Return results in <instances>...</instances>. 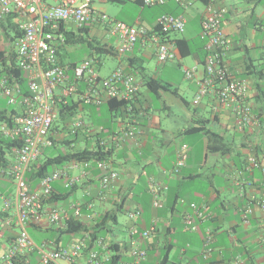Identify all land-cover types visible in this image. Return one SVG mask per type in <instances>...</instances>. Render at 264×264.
<instances>
[{
  "label": "crops",
  "instance_id": "0c3cea01",
  "mask_svg": "<svg viewBox=\"0 0 264 264\" xmlns=\"http://www.w3.org/2000/svg\"><path fill=\"white\" fill-rule=\"evenodd\" d=\"M190 1V5H181L176 0H166L165 3L157 5L167 7L168 11L164 13L184 14L187 18L186 29H190V32L187 37H183L191 41L195 37L200 38V46L203 44L200 33L207 3L202 0ZM95 2L96 0L94 5ZM50 3L54 4L55 1L51 0ZM198 4L204 5L203 9H200ZM220 4L228 8L223 25L231 39L225 60L232 74L248 82L249 102L256 115L255 123L244 129L238 128L234 114L219 103L215 93L207 94L200 103L193 101V106L181 97L186 103V108L182 110L184 121L178 126L169 124L168 119L163 117L170 118L171 105L164 103L161 108H154L151 98L153 92L146 83L150 78H157L171 86L172 84L156 74L149 75L141 65L143 57H156L155 44L150 40L145 43L138 41L131 49L120 52L121 40L118 35L111 33L108 24H89L90 32L99 28L110 36V39L103 43L112 48L110 54L117 60L108 73L102 74V62L99 59V75L108 77L118 67H123L131 74L139 88L134 99L135 111L132 114L124 110L112 112L107 102L99 106L81 102L76 113L81 112L86 118L80 116L74 120L83 122L81 128L71 127L66 119L62 130L52 129V147L62 143L72 148L71 151L101 148L106 154L100 160L109 163L118 171L119 178L105 189L101 183L105 170L96 166L98 158L88 160L91 164L89 168L84 166L85 161L69 162L62 168H65L70 176L80 177L79 182L70 195L62 199L63 194L69 192L65 186L67 178L56 181L54 195L58 200L48 202L46 207L48 210L57 208L65 215L73 216V205L82 203L79 218L90 229L97 230L99 237H103L101 230L108 228L111 222L120 225V232L111 230L113 237L110 240L103 238L108 246L114 245L111 252H114V248L120 250L122 261L132 258L130 250L134 245V237L131 235V228L138 225L142 229L156 224L157 231L142 241V245L148 249L145 264H166L169 261L172 264L202 263L201 250L204 246L205 228H211L215 237L209 258L210 264H264V242L260 239L263 212L255 204V198H264V0H221ZM106 9L99 10L105 12ZM121 12L122 8H119L118 16ZM155 22L152 28L156 27L157 20ZM186 29L181 33L184 34ZM170 37L174 41L179 38L173 36V33ZM4 47L11 46L8 44ZM138 51L144 56L140 57ZM192 55V67L197 66L198 70L186 88L192 90L195 100L199 88L198 80L205 76V68L200 53L195 52ZM59 56L62 59V55ZM182 59L179 51V67L184 65ZM63 63L77 65L81 62ZM163 65L165 67V64ZM171 67L174 68L175 64ZM185 67L188 66H183V72ZM134 69L139 73L136 74ZM72 74L73 71L70 70L69 76ZM61 90L58 88L56 92L59 99H64ZM165 92L169 90H160L157 96L162 98ZM70 99L78 101L79 97H67L65 102ZM163 113L167 115L162 116ZM131 127L141 131L137 140L121 143L114 137L116 133ZM199 127L204 129L193 131ZM208 129L223 137L229 145V152L209 151L206 134ZM179 138H183L184 142H180ZM187 139L191 142L187 143ZM182 144H187V150L183 153L186 164L181 172L176 174L174 166L181 155L179 153ZM52 147L43 150L39 161L58 155L51 154ZM250 156L257 157L261 167L248 168ZM150 177L164 186L160 192L163 202L161 208L153 206ZM5 186L12 188V184L8 182L1 185L2 189L6 188ZM193 202L206 206V218L198 220L199 231L188 229L183 220V214L192 211ZM249 206L254 211L249 216V223H245L244 214ZM137 209L142 210V215L131 218L129 212ZM119 213H125V217L120 219ZM62 229L44 223L37 227V232L57 231L58 235L54 240L58 242L59 238L67 236L68 244L84 237L83 232L63 233ZM3 232L6 237L0 240L3 243L0 245V258L7 264L4 254L14 240V236L10 235L15 231L5 229ZM166 254H169V260L165 259Z\"/></svg>",
  "mask_w": 264,
  "mask_h": 264
},
{
  "label": "built area",
  "instance_id": "2783aa9c",
  "mask_svg": "<svg viewBox=\"0 0 264 264\" xmlns=\"http://www.w3.org/2000/svg\"><path fill=\"white\" fill-rule=\"evenodd\" d=\"M0 0V19L16 15L20 37L16 42L18 64L28 78L29 93L22 94L17 86H12L6 78L0 80V92L8 98L10 104L16 105L17 112L9 124L0 127L5 137L21 139V145L13 149V154H0V186L11 183L12 188L0 189V240L6 237L5 229L18 230L11 233L14 240L4 254L7 264L14 258H24L25 264H108L112 260V249L105 243V238L99 237L92 246L87 241L91 232H85L84 237L67 245H59L57 240L45 239L41 244L32 238L30 229L44 223L57 229L66 226L72 216L65 215L62 210H48L46 199L54 192V183L67 178L66 188L77 184L80 177H72L65 168H55L51 173L40 178L33 186L27 180V174L35 162L39 161L43 150L54 145L51 131L59 117V103L65 102L70 96H78L85 104L101 105L111 99L128 102L129 113L135 111L134 99L139 90L131 74L123 67L116 68L108 77L98 73L99 59L91 57L73 67V77L70 78L69 65L62 64L59 53L71 44L68 42L70 31H79L87 24H106L112 34L121 40L120 52L131 49L136 42L150 40L155 44L156 56L160 63L174 61L179 58L176 42L170 37L174 32L186 29L187 18L184 14L164 13L159 16L157 25L148 29L143 25H131L125 22L111 20L106 12L94 5V0ZM145 6L163 4L166 0H138ZM221 0H209L205 6L202 19L201 38L205 40L207 52L204 64L205 76L198 80L199 88L194 102L200 103L209 93H215L219 103L232 111L235 122L240 129L252 126L256 115L249 102V84L246 80L231 73L225 57L231 46V39L224 29V19L228 13L227 6L220 4ZM181 5H190V0H176ZM72 25L69 29L68 25ZM75 29H74V28ZM197 66L185 67V79L191 80L197 73ZM61 88L59 99L57 89ZM66 103V102H65ZM132 114V113H131ZM82 121L74 122L75 129L81 128ZM141 131L131 127L115 134L121 143L127 140H137ZM187 144H182L174 172L179 174L186 164L183 153ZM248 168L261 167V162L255 156H250ZM84 166H91L89 161ZM96 166L104 169L101 178L102 187L109 188L119 178V173L109 163L97 160ZM87 174L88 172L85 171ZM161 186L150 177V191L153 196V206L161 208ZM255 204L263 212L261 223V241L264 242V198H255ZM74 217L80 215L82 203L73 205ZM192 211L183 214L185 225L191 231H199L198 220L206 218V206L191 203ZM249 206L244 214V222L249 223L253 213ZM142 215V210L129 212L131 218ZM157 225L140 228L134 225L131 235L134 245L130 250L131 260L119 264H145L148 249L142 241L150 238L157 231ZM204 246L201 250L202 263L210 264L209 258L213 250L214 232L205 228ZM8 237V236H7ZM111 249V250H110ZM34 253V256L32 255ZM241 264H245L242 262Z\"/></svg>",
  "mask_w": 264,
  "mask_h": 264
},
{
  "label": "trees",
  "instance_id": "16d2710c",
  "mask_svg": "<svg viewBox=\"0 0 264 264\" xmlns=\"http://www.w3.org/2000/svg\"><path fill=\"white\" fill-rule=\"evenodd\" d=\"M110 2L115 3H123L126 0H108ZM138 1V0H137ZM204 3H208L209 0H202ZM140 4H142L141 1ZM145 6L144 4H142ZM174 14V13H173ZM0 31L5 34V39L8 42V44L11 46L10 48L2 47L0 45V80L2 78H6L10 85L17 86L22 94H28L29 93V86H28V78L26 73L22 70V68L18 64V54L16 51V42L17 39L21 35V31L19 28L18 20H16V15H9L7 17H4L0 19ZM203 40V39H202ZM68 42L69 44H87L89 48L92 49V51H96L99 53H112V48L108 47L106 44H102L98 39L95 37L90 36V25L87 24L84 28H81L79 31H70L68 33ZM176 45L183 57H186L188 55H191L195 52H199L201 57L204 59V64L206 61L207 52L205 50V40H203V44L195 47L193 42L191 40H188L184 37H179L175 40ZM93 52L91 53L93 55ZM61 53H59L60 55ZM61 63H63V59H60ZM75 64L69 65L71 68L70 70L73 71V67ZM69 70V71H70ZM70 76V78L73 77ZM147 86L149 87L150 91L154 94H158L160 90H172V86L168 83L162 82L160 79L157 78H150L147 81ZM174 93L178 94V89L172 90ZM0 95H3V93L0 92ZM4 96V95H3ZM5 97V96H4ZM1 98V96H0ZM8 101V98H6ZM7 106H3L0 104V127L3 124H9L12 121V116H14L17 112L16 105L10 104L9 101L7 102ZM81 103V101H74L73 99H70L69 102H63L59 103V118L62 120L68 119L70 116H73L77 111V106ZM110 106V110L112 112L118 111V110H124L125 112H129L127 109L128 102L125 100H118V99H111L107 102ZM133 113V112H131ZM55 126V124H54ZM53 126V127H54ZM54 130L58 129V127L52 128ZM196 130H202L204 127L194 128L193 131ZM207 138H208V149L211 152H221L226 153L230 151L229 145L224 141L223 137H221L219 134H217L214 131L206 130ZM21 139H13L10 137H5L1 131H0V154L2 155V158L6 157L8 154H13V149L15 147H19L21 145ZM106 154L101 148L89 150H79V151H70L66 153H59L56 156H51L45 158L43 161H37L33 164L32 170H30L27 174V180L29 183L33 186H35L40 178L45 176L46 174L51 173L55 168L63 167L69 162L72 161H88L93 158L103 159ZM5 160H8L4 158ZM77 184H75L72 187H69V192L67 194H63L64 197L62 199H66L74 187ZM0 189L2 187L0 186ZM53 200H58L56 196L54 195V192L52 195L46 199L47 203ZM117 220V218H115ZM115 220V221H116ZM104 227V226H103ZM65 228V229H64ZM62 229L63 233H70V234H78L83 232L90 231V239H88L87 243L89 246H92V244L95 242L96 239L99 238L97 235L98 231L90 229L89 226L81 221L79 216L74 217L72 216L71 219H69L66 222V226ZM32 230H36L37 227L32 228ZM14 238V237H13ZM61 239H58V243L60 244ZM2 241L0 242V245H2ZM114 245L110 246L111 248ZM114 254L112 255V260L108 264H119L122 259L123 255L121 254L120 250L117 248H114ZM34 256V253H32ZM24 258H14L12 260L11 264H25ZM166 260H169V254H166L165 256Z\"/></svg>",
  "mask_w": 264,
  "mask_h": 264
},
{
  "label": "rangeland",
  "instance_id": "374dc122",
  "mask_svg": "<svg viewBox=\"0 0 264 264\" xmlns=\"http://www.w3.org/2000/svg\"><path fill=\"white\" fill-rule=\"evenodd\" d=\"M95 6L97 8H107L105 10L106 14L111 18V20L116 19L117 21H121V22H125L128 24H136L139 23L138 25H143L144 27L151 29L152 26L154 25V23H156L155 21L158 20V17L160 15H162V13L167 12L168 9L167 7L163 6V5H153V6H145L143 7L142 5H140L139 3H137L135 0H126L123 3H115V2H110V1H99L96 0L95 2ZM200 9H203L202 4H198ZM119 8H122V12L120 13V16H118L119 14ZM205 9V8H204ZM114 22H107L106 24H108L109 26H111V24ZM102 25V24H101ZM69 29H72V25L69 24L68 25ZM74 28V27H73ZM196 31L197 26H195ZM75 29V28H74ZM187 31L183 34L181 32H174L173 36H178V37H183V36H188V32H190V29H186ZM196 33V32H195ZM90 36L91 37H95L96 39H98L102 44H104L103 42H105V40L110 39V36L108 34L105 33L104 30H101L99 28L94 29L93 31L90 32ZM111 42L116 45V42L114 40L111 39ZM193 44L195 46H198L201 42L200 38H194V40H192ZM111 43V44H112ZM0 45H2V47L4 46H8V42L5 39V34L3 32L0 31ZM146 50H143V52H145ZM93 51L91 48L88 47L87 44H73L70 45L66 50H62L61 51V55H62V59L64 62H82L85 59H89L91 57H94L96 59H100L101 63V73L102 74H106L109 72L110 68L113 67L116 63L117 60L115 57H113L112 54L110 53H99L94 51L93 55L91 54ZM147 52V51H146ZM137 54L140 57H143V53L141 52H137ZM182 61L184 62V65L188 66V67H192L194 64V56L188 55L186 57H183ZM170 62V61H169ZM175 64V67H171L172 64ZM170 63H159V60L154 56H151L149 58L147 57H143V61L141 62V65H143L146 69V73H148L149 75H154L156 74L157 76H159L161 79L165 80V81H170L172 84V90L174 89H178V94L174 93L172 90H170L169 92H165V95L161 97H158L156 94L151 95V98L154 102V108L155 107H160L164 104V103H168L171 105V110H172V114L169 117H166L164 115H167L166 113H163L162 116H164L163 118L168 119V123L171 125H181L184 121V114L183 111L184 108H186V103L183 102V98L189 102L192 106L193 104V92L192 90L186 88L187 84L189 82V80L185 79L184 77V72L183 70V66H180V62L179 60H174ZM165 64V67L164 65ZM134 72L136 74H138L139 72L137 71V69H134ZM179 95V96H177ZM0 104L3 106H7V99L6 97H4L3 95H0ZM191 106V107H192ZM104 108L105 105H104ZM83 116L86 118V115L82 114L81 112H78L76 114H74L73 116H70L68 118V121L70 122V126L73 127V122L75 119H77L78 117ZM172 122V123H171ZM66 123L64 122V120L60 119L58 117V119L55 122V127L57 126L58 129H63V126ZM183 138H179L180 142H184ZM187 141V143L191 142L190 139L185 140ZM73 150L72 148L68 147L67 145H64L62 143H58L56 144L55 147H52L51 150V154H59V153H65V152H69ZM44 160V158H42V161ZM62 168V167H59ZM119 217L120 219H123L125 217V213H119ZM112 228V229H111ZM116 231V232H120L121 231V226L111 222L108 228H104L101 230V235L105 238H107V241L110 240L113 236H112V231ZM15 232H18V230L16 229ZM30 233L32 238L35 240L36 243L41 244L43 240L45 239H52L54 240L55 237H57L58 232L57 231H48V232H36V230H32L30 229ZM69 237L67 236H63L61 238L60 241V245H66L68 244ZM163 255V254H162ZM0 264H5L4 261L0 258ZM166 264H172L170 261Z\"/></svg>",
  "mask_w": 264,
  "mask_h": 264
}]
</instances>
